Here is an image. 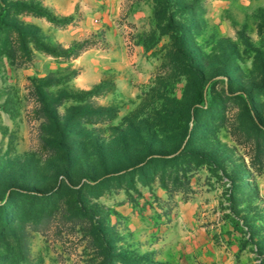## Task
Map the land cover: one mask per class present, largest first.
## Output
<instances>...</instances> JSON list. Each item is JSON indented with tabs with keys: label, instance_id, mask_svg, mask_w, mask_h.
<instances>
[{
	"label": "rangeland",
	"instance_id": "374dc122",
	"mask_svg": "<svg viewBox=\"0 0 264 264\" xmlns=\"http://www.w3.org/2000/svg\"><path fill=\"white\" fill-rule=\"evenodd\" d=\"M1 11L0 264H264V0Z\"/></svg>",
	"mask_w": 264,
	"mask_h": 264
},
{
	"label": "trees",
	"instance_id": "16d2710c",
	"mask_svg": "<svg viewBox=\"0 0 264 264\" xmlns=\"http://www.w3.org/2000/svg\"><path fill=\"white\" fill-rule=\"evenodd\" d=\"M35 14L45 15L48 18V20L53 21V19H51V17L48 14H46V13H44L42 11H35ZM5 17H6V13L1 11L0 12V26H1L2 22L4 21ZM71 20H72L71 17H67V18H63L62 20H60V22L68 23ZM80 48H82L81 44L80 45H75V46L71 47L70 49L66 50L63 53V55L66 56V57L70 56V55L76 53ZM41 49H44L47 52H51L50 50L45 49L44 47H41ZM100 92H101V84H98V85L93 86L90 90L84 92V95H86V96H94V95L99 94ZM108 261H109V257H108V255H106L105 259H104V263H107Z\"/></svg>",
	"mask_w": 264,
	"mask_h": 264
}]
</instances>
